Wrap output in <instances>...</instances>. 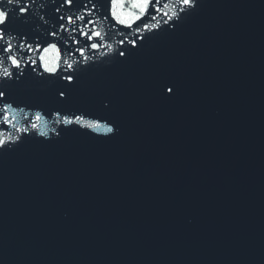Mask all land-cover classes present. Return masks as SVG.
<instances>
[{
  "label": "water",
  "instance_id": "1",
  "mask_svg": "<svg viewBox=\"0 0 264 264\" xmlns=\"http://www.w3.org/2000/svg\"><path fill=\"white\" fill-rule=\"evenodd\" d=\"M61 3L34 0L9 27L78 63L0 77L14 117L0 123V264H264V0H199L174 28L157 17L138 49L98 20L113 51L86 49L87 61L78 33L49 35L60 15L82 14L83 0Z\"/></svg>",
  "mask_w": 264,
  "mask_h": 264
},
{
  "label": "snow or ice",
  "instance_id": "2",
  "mask_svg": "<svg viewBox=\"0 0 264 264\" xmlns=\"http://www.w3.org/2000/svg\"><path fill=\"white\" fill-rule=\"evenodd\" d=\"M12 7H5L4 4ZM34 3V0H0V77L11 79L14 76L13 71L10 69L21 70L16 73V78L23 74L22 66L25 63L36 65L39 62V67L42 69L43 74L47 73L49 76H55L58 70L61 69V65L66 66L64 71L74 72V64L78 61L69 62L68 59H63L60 47L56 42H47L45 45L40 43L32 44L28 42L26 36L13 37L9 35V27L15 22H27V16L30 12V5ZM67 6L69 9L75 7V0H62L61 6L56 9V12H61ZM199 6V0H83L82 7L80 9L82 14L72 15H60L58 20V30L51 31L49 35L53 38L58 37L59 31L78 33L87 42L83 47H77L75 52L79 53L85 61L89 59L86 55V49L98 50L102 47H107L109 52L113 51V45L105 44L106 33L98 29L95 25L99 20L101 23L105 21L110 22V28H116L117 25L122 28L130 30L131 35H135L136 38L129 39V34L120 33L124 36L118 43L124 45L125 43L131 45V49H138L140 44L138 40H142L143 36L136 35L146 32H152L153 30L161 27L162 18L163 24L171 23V27H175L176 24L184 18L191 15V13ZM97 14H99L97 16ZM183 14V15H181ZM96 16L97 19L92 17ZM148 18L153 23L145 22ZM166 18V19H164ZM77 22H80L78 25ZM114 22V23H111ZM89 25H92L89 28ZM71 26V27H69ZM119 32V29H117ZM13 39H19V43L14 45L11 41ZM73 44L80 45L81 41L73 36L68 37ZM68 41L65 40V43ZM130 51V50H129ZM25 53H32V56L25 57ZM72 51H68L67 55L71 56ZM120 57L126 58V51L121 49L119 51ZM36 69L33 68V71ZM63 80L68 82V86H73L78 77L72 74L63 75ZM161 91L166 89L169 96L174 94V87L169 84H161ZM59 96L66 98V93L60 91ZM7 99L6 93L0 91V102ZM12 109L11 103H4L3 108L0 109V123L11 124L14 117L10 118L9 110ZM23 111V109H21ZM57 118L56 122H61V113L57 111L55 113ZM27 118V117H25ZM43 117L40 111L35 113V122L31 124L32 129H38V122L42 121ZM64 125L78 124L87 129H94L100 131L103 127V131L112 133V127L102 126L97 120L84 119L82 116H75L74 119L64 116L62 118ZM17 131H27V129H17ZM40 135H46L44 132H40ZM4 140H0V148L5 145Z\"/></svg>",
  "mask_w": 264,
  "mask_h": 264
}]
</instances>
